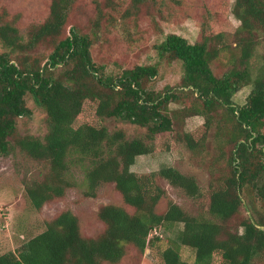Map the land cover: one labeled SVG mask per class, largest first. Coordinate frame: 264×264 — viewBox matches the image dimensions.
<instances>
[{"label":"trees","instance_id":"1","mask_svg":"<svg viewBox=\"0 0 264 264\" xmlns=\"http://www.w3.org/2000/svg\"><path fill=\"white\" fill-rule=\"evenodd\" d=\"M76 2L50 0L43 20L23 28L0 13V156L18 154L38 170V176L24 179L26 197L36 211L79 186L80 173L86 197L113 185L122 202L98 209L105 228L96 237H84L78 217L69 209L61 211L44 223L43 232L0 255V264H119L127 249L142 254L148 247L159 248V235L149 234L177 224L183 228L176 242L160 251L162 264H264V205L255 218L241 210L244 192L264 203V0H234L231 13L240 24L229 35L214 30L207 11L193 44L166 35L155 47L157 54L179 62L183 74L175 87L162 92L147 88L157 76L155 65H135L112 76L93 62L96 34L75 25L67 33ZM169 4L173 8L180 0H130L117 20L97 9L93 28L97 33L102 25L118 26L141 8L160 7L156 12L169 18ZM259 48L262 67L253 78L250 61ZM245 87H250L246 102L236 106L233 96ZM27 96L46 113L42 138L16 132L17 119L30 115ZM86 101L96 103L95 115L77 125ZM172 102L182 108L170 115ZM179 114L181 122L200 116L202 133L176 132ZM106 119L145 133L128 138L123 129L109 131ZM211 130L221 139L212 170L219 185L210 194L207 215H190L171 200L157 213L166 192L156 177L189 199L202 190L194 176L174 166L150 174L132 172L137 157L168 152L178 144L195 154ZM221 162L224 169L218 167ZM180 247L193 251L192 263L182 259Z\"/></svg>","mask_w":264,"mask_h":264},{"label":"rangeland","instance_id":"2","mask_svg":"<svg viewBox=\"0 0 264 264\" xmlns=\"http://www.w3.org/2000/svg\"><path fill=\"white\" fill-rule=\"evenodd\" d=\"M49 1L0 0V13L4 11L8 20H15V23L23 28L43 20L47 15ZM129 1L77 0L68 20L67 33L75 25L81 28L85 34L90 36L93 33L96 34L91 48L92 60L96 65H102L107 75L119 76L124 70L135 65H155L158 71L157 76L147 86L148 90L152 92H162L166 86L175 87L183 74L179 62L164 61L157 54L155 47L164 41L166 35L175 34L193 44L198 39L199 23L201 16L206 11L213 18L215 31H224L229 35L240 24L231 13L234 0H180V4L174 5L173 8L170 4L167 5L173 9L172 16L169 18L156 12L160 7H158L159 9L155 8L156 10L141 8L136 16L131 18V15L123 23L113 28L106 27L101 23L102 26L96 33L93 22L96 20L97 9L117 20ZM106 20L107 17H104L102 22H106ZM22 35L24 36L25 33L22 32ZM227 41L229 42L230 39ZM2 51L0 46V52ZM261 52L262 50L259 48L250 61L253 78L258 76L261 71ZM217 67L219 68L215 63L213 70H217ZM249 92L250 87L238 91L233 96L234 104L239 107L244 105ZM26 105L30 110V115L17 119L16 132L19 136L42 138L47 130L46 113L36 105L30 96L26 97ZM180 108H182L181 103H170V115ZM95 109L96 103L84 102L76 124L92 121ZM181 120L179 114L174 127L179 134L189 131L202 133L203 119L200 116L190 117L182 122ZM103 124L109 131L123 129L128 138L145 133L144 129L118 119H106ZM220 142L221 139L215 137L211 130L204 146L195 154L178 144L177 146L172 145L168 152L137 157L135 164L131 167L132 172L150 174L157 172L163 166H174L182 172L194 176L202 190L199 197L189 199L184 197L180 191L166 186L162 180L156 177L155 183L166 192V197L157 204L155 209L157 213H163L167 203L171 200L190 215H207L210 194L219 185L215 181L212 170L217 167L213 162L219 156ZM212 164H214L213 168H211ZM218 167L224 169L225 162H221ZM35 176H38V170L22 156L18 154L10 155L7 158L0 156V255L10 251L15 252L24 242L43 232L46 221L66 209L71 210L78 217L80 230L84 237H96L105 228L104 224L97 219L98 209L103 205L121 204L122 202L113 185L100 187L94 198L86 197L84 195L85 188L81 182L83 176L80 173L78 175L79 186L68 191L62 200L46 204L40 211H36L31 207L24 187V179ZM263 205V202L255 199L254 194L243 193L241 210L245 217L255 218L257 212H262ZM182 228V224H177L156 231V234L152 232L149 234L150 238L159 235L160 242L157 245L159 248L148 247L142 254L134 248L127 249L125 257L119 264H162L160 251L168 247L170 243L176 242L177 234ZM179 251L184 261L189 263L194 261V253L188 247H180Z\"/></svg>","mask_w":264,"mask_h":264},{"label":"built area","instance_id":"3","mask_svg":"<svg viewBox=\"0 0 264 264\" xmlns=\"http://www.w3.org/2000/svg\"><path fill=\"white\" fill-rule=\"evenodd\" d=\"M153 232L156 234V231L155 230Z\"/></svg>","mask_w":264,"mask_h":264}]
</instances>
